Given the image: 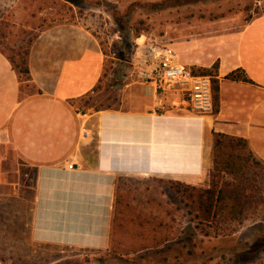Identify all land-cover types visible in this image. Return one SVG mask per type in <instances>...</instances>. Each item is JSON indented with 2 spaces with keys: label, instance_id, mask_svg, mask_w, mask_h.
<instances>
[{
  "label": "crops",
  "instance_id": "0c3cea01",
  "mask_svg": "<svg viewBox=\"0 0 264 264\" xmlns=\"http://www.w3.org/2000/svg\"><path fill=\"white\" fill-rule=\"evenodd\" d=\"M181 31L145 36L169 45L193 72L212 70L210 114L193 112L183 88L162 92L130 73L113 84V105L87 104L99 92L105 55L78 23L34 35L27 81L0 51V204L10 201L12 214L27 215L34 244L78 251L92 264L124 263L114 246L117 224L131 213L127 199L148 197L149 183H206L220 150L215 135L243 140L264 164V13ZM236 71L247 80L227 78Z\"/></svg>",
  "mask_w": 264,
  "mask_h": 264
},
{
  "label": "rangeland",
  "instance_id": "374dc122",
  "mask_svg": "<svg viewBox=\"0 0 264 264\" xmlns=\"http://www.w3.org/2000/svg\"><path fill=\"white\" fill-rule=\"evenodd\" d=\"M255 13H264V0H0V49L19 53L46 26L80 24L105 55L99 92L85 99L99 108L114 104L113 84L130 76L136 37L163 38L177 27L183 35L194 22ZM216 151L206 183H149L148 197L127 199L129 221L117 224L114 246L126 262L118 264H264V164L236 142ZM25 217L12 214L10 201L0 204V264H92L78 251L34 244Z\"/></svg>",
  "mask_w": 264,
  "mask_h": 264
},
{
  "label": "built area",
  "instance_id": "2783aa9c",
  "mask_svg": "<svg viewBox=\"0 0 264 264\" xmlns=\"http://www.w3.org/2000/svg\"><path fill=\"white\" fill-rule=\"evenodd\" d=\"M130 74L143 83H153L162 92L183 88L196 114H210L213 110L211 77L178 64L176 53L169 45L148 40L143 34L136 37Z\"/></svg>",
  "mask_w": 264,
  "mask_h": 264
},
{
  "label": "trees",
  "instance_id": "16d2710c",
  "mask_svg": "<svg viewBox=\"0 0 264 264\" xmlns=\"http://www.w3.org/2000/svg\"><path fill=\"white\" fill-rule=\"evenodd\" d=\"M0 51L6 55L7 59L9 60V62L12 65L13 69L17 73L19 79L21 81L29 80V69H28V66H27V48L23 49L19 53H13L12 55H7L2 49H0ZM214 69H216V65L213 66V70ZM197 74L212 75V70L211 71H207L206 70V71H203V73H197ZM238 75H239V72L236 71V72H233V73L229 74L227 76V78H229V79H240L242 81H246L247 80L244 75H242V76L241 75L238 76ZM211 83H212V80H211ZM216 90H217V88H216L215 84L212 83V91H213L212 99H213V103H214V101L216 102V100H217ZM223 140L224 141L236 142V144L240 145V147H241V149L243 151H247L246 144H245V142L243 140L234 139V138H230V137H226V136H222V135H215V137H214V148L215 149H217L218 147L220 148L222 146V144H223ZM247 153L250 154L248 151H247ZM228 165L231 166L230 162L227 163V166ZM177 184H180V183H177ZM210 195L214 196V194L212 192H209V196ZM209 196H208V199L211 198ZM217 202H218V196H217V198L214 201V205H212L211 202L209 203V201H208V203H205L204 206H203L204 208H203L202 217L209 218L208 217V215H209L208 213L210 211V208L212 206H215V203L217 204ZM222 202H224V198H222ZM226 206L228 207V205H226ZM200 220L201 219H199V221Z\"/></svg>",
  "mask_w": 264,
  "mask_h": 264
}]
</instances>
